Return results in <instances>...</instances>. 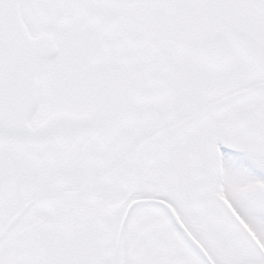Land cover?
Listing matches in <instances>:
<instances>
[{
  "label": "snow or ice",
  "instance_id": "obj_1",
  "mask_svg": "<svg viewBox=\"0 0 264 264\" xmlns=\"http://www.w3.org/2000/svg\"><path fill=\"white\" fill-rule=\"evenodd\" d=\"M0 264H264V0H0Z\"/></svg>",
  "mask_w": 264,
  "mask_h": 264
}]
</instances>
